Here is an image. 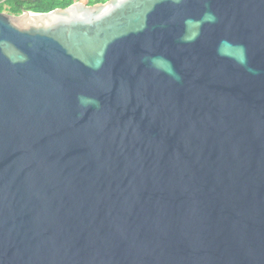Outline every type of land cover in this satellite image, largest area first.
I'll return each instance as SVG.
<instances>
[{
    "label": "water",
    "instance_id": "water-1",
    "mask_svg": "<svg viewBox=\"0 0 264 264\" xmlns=\"http://www.w3.org/2000/svg\"><path fill=\"white\" fill-rule=\"evenodd\" d=\"M0 264H264V0L0 12Z\"/></svg>",
    "mask_w": 264,
    "mask_h": 264
},
{
    "label": "trees",
    "instance_id": "trees-1",
    "mask_svg": "<svg viewBox=\"0 0 264 264\" xmlns=\"http://www.w3.org/2000/svg\"><path fill=\"white\" fill-rule=\"evenodd\" d=\"M106 0H0V12L18 15L21 11L45 13L56 8H65L75 2L86 5L101 3Z\"/></svg>",
    "mask_w": 264,
    "mask_h": 264
}]
</instances>
